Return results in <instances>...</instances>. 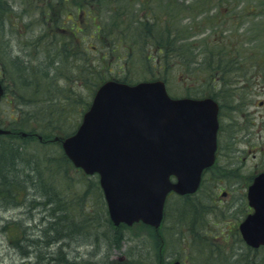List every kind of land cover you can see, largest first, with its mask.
Masks as SVG:
<instances>
[{
  "label": "rangeland",
  "instance_id": "obj_1",
  "mask_svg": "<svg viewBox=\"0 0 264 264\" xmlns=\"http://www.w3.org/2000/svg\"><path fill=\"white\" fill-rule=\"evenodd\" d=\"M82 1L0 0V80L5 87L0 99V127L10 131L13 128L16 137L39 133L34 115L46 112V106L59 108L67 97L69 105L64 115L69 120L65 122H72L74 128L103 77L131 83L161 78L171 96H208L223 86L219 80L214 82V88L208 85L216 74L202 63H210L208 53L217 54L220 48L224 49L226 66H241L228 75V83L243 86L242 94L248 102L222 108L217 164L212 176L187 201L196 207L180 214L183 201L170 195L156 231L140 222L114 226L97 174L87 175L69 163L61 167L62 149L53 140L55 137L48 142L37 141V136L18 138L25 149V160L15 164L19 172L28 173V161L38 159L39 174L67 202L68 219L81 223L76 229L80 235L64 240L66 256L90 264H232L243 258L247 246L237 224L246 214L244 181L264 168V0H85L91 10L84 5L74 6ZM154 15H160L162 27L166 24L176 32L177 49L185 48L190 56L181 53L183 61L172 56L168 66L159 63L152 43L163 37L160 24L153 26L155 39L143 40L135 35L142 27L137 19L146 17L151 21ZM133 16L129 34L120 35L124 38L118 40L112 23L122 17L130 22ZM94 25L99 26L103 41L94 34ZM74 28L81 31L74 32ZM87 54L91 56L87 58ZM57 57L59 60H53ZM87 60L101 77L97 83H87L94 77L84 80L82 66ZM224 94L216 96L221 101L232 98L233 102L238 97V91ZM42 97H52L56 105L42 101ZM52 118L57 124L64 122L57 116ZM233 168L235 171H228ZM24 190L25 196L22 192L14 198L12 194H0V264H46L29 245L30 239H38L43 233V221L52 209L31 200L39 191L33 187ZM57 245L48 248L55 250ZM249 259L253 264H264V249L252 253ZM237 263L241 259L234 264Z\"/></svg>",
  "mask_w": 264,
  "mask_h": 264
},
{
  "label": "water",
  "instance_id": "obj_2",
  "mask_svg": "<svg viewBox=\"0 0 264 264\" xmlns=\"http://www.w3.org/2000/svg\"><path fill=\"white\" fill-rule=\"evenodd\" d=\"M217 111L210 97H170L162 80H107L61 145L74 166L98 174L115 226L141 221L157 228L167 194L195 192L213 163ZM247 199L253 210L238 229L246 245L258 248L264 246V172L254 176Z\"/></svg>",
  "mask_w": 264,
  "mask_h": 264
},
{
  "label": "trees",
  "instance_id": "obj_3",
  "mask_svg": "<svg viewBox=\"0 0 264 264\" xmlns=\"http://www.w3.org/2000/svg\"><path fill=\"white\" fill-rule=\"evenodd\" d=\"M95 1H99V0H95ZM74 4H75L74 6H76L77 8L83 7L82 2H80L79 5L77 3H74ZM84 7H85V9L91 10L90 7H88V6L87 7L84 6ZM86 13L89 14V11H86ZM124 13H125V11H124ZM87 16H89V15H87ZM130 16H129V18H130ZM131 18H132V20H130V22H125V20H123V17H122V20L116 19L112 23L116 28L115 29L116 33H114V34H116V37L118 40H119V38H124V36H120V35L129 34V28H130L129 25H132V22L135 20L134 16ZM145 18L146 17L137 19L138 22H136V23H139V25H142V27L137 30L138 33H137V31L135 32V35H138L143 40L151 39V38L155 39L156 36H154V31H153L154 27L153 26L155 24H160L159 30H162L161 33H163V37L161 36V37L157 38L158 40L155 39V42L152 43V44H155V46H156V50H157L156 53L158 54V58L157 57L156 58L159 60L160 64H164V65L168 66V63H170V61H171L170 58L172 56H175V57L178 56L182 59V61H183V55L184 54L187 56H190L188 53V50H186L185 48L183 49V51L180 48L177 49L176 32L174 30H172L171 28H169V26H167L166 24L162 27V24H161L162 19H161L160 15L159 16L154 15V20H151V21H150V19H148V18L145 19ZM94 26H95L94 34L96 35V37L100 41H103L101 38L102 36L101 35L99 36V34L101 33L99 26L98 25H94ZM136 28H137V25H134L133 29L135 30ZM74 32L79 33V29L74 28ZM140 33L143 34V36H141ZM168 37H170V38H168ZM222 50H224V49L220 48L219 51H217V54H213L212 52L208 53L207 56L211 60L210 63H208L206 61H204L202 63V60H200L199 62H201L202 65L209 67L208 70L210 71V73L214 72V74H216V76H218L220 78L219 81H220L221 85L225 88L224 84L226 83V78L228 77V75L231 72H234L235 68H233L231 66L229 67V65L226 66L227 63L224 64L222 61H220V60L225 59V54H224V51H222ZM181 53H184V54L180 55ZM104 54H103V56H104ZM160 54H161V56H160ZM90 56L91 55L87 54V58H89ZM191 57H193V56L191 55ZM213 58H214L215 62L212 60ZM56 59L59 60V57H57L53 60H56ZM90 60H87L86 64L82 66V68H85V69H82L83 70L82 75L84 76L85 81L88 79V77L89 78L94 77V79H88L87 80L88 84L91 83V81H89V80H93L94 83H97L100 81V78H101V77H97V72H98L97 70L92 71L94 64H92L90 62ZM216 60H219V61H216ZM192 62H194V61H192ZM190 64H191V62H190ZM62 66H65V64L63 63ZM194 66H196V63L194 64ZM72 67L81 68V67H79L77 65H73V64H72ZM62 72L66 75L67 79L71 80L69 74L65 73L64 71H62ZM95 77H97V78H95ZM104 78L105 77H103V79ZM115 78H117V77H115ZM221 78H222V80H221ZM117 79H121L122 81H126L122 78H117ZM4 89H5V87H4ZM219 94L220 93L218 91V95ZM216 95L214 94L213 98H215V97L217 98ZM225 95H222V96H225ZM68 98L69 97H67V101H65L59 108L58 107H51L50 108L49 106H46V108H48V110L46 112L40 113L39 115L35 114L34 117L37 116L36 117V122L38 125L37 131H39V133L36 131L35 132H27L25 136H22L19 134L20 137L21 136L23 137L21 139L26 140L27 138H30L31 136H37V138H36L37 141L48 142V141H51V139H53L54 137H56L55 135H51V133H55L58 135L62 134L63 136L71 133L76 126H74V128H72L73 127L72 122H65V121L69 120L64 115V110L69 105ZM54 99H56V97H54ZM39 100H41V99H39ZM42 101L56 105L53 102L52 97L43 98ZM14 104H15V107H18V100ZM15 110H16V108H15ZM54 116L59 117L61 119V121H64V122L57 124L58 121L52 118ZM16 119H18V116L13 118V120H16ZM55 131H57V132H55ZM49 136L50 137L52 136V138L49 139ZM18 138L19 137H16V134H15L13 128H12V131H10L9 133L0 135V194H5V193H7L9 195L12 194V196L14 198L16 195L19 196L20 194H22V192H24L23 195L25 196L26 190H24V188L33 187L35 190H37L39 192L37 195L32 197L31 200L32 201H38V204H41L44 209H47V208L52 209L51 214L49 216L48 215L46 216L47 220L43 221V223L45 225L43 233H40L38 235V239H30L32 241V243L29 246L34 247V249L37 253V256L40 258V260H42L43 262H46V264H48V262H50V261H54L55 264H90L88 262H85V263L76 262L77 261L76 259H71V258H68L66 256V252L63 249V245L66 244L64 240L66 238L71 239L77 235H80V232L79 231L77 232L76 229H77V227H81V223L79 221L77 222V221H74L72 219H68V213H66L68 211L65 207L67 202H63V199H64L63 196L58 194L57 190L54 191L52 189V186L44 181V179H43L44 176L39 174V170L41 167L39 166V161L38 162L35 161L38 159H35V160L32 159L33 162L28 161V162H31V163H29L30 165H28V167H29V170L27 169L28 173H20L19 172L18 165H15V164L16 163L17 164L22 163L25 160L24 159L25 149H24V144L22 142H18ZM23 149H24V151H23ZM59 159H60L61 167L62 166L65 167V165L68 163L71 164L63 152L59 155ZM45 160H47V159H45ZM40 162L44 163V159H41ZM45 162H47V161H45ZM33 163L35 166H33ZM48 164L51 165L50 162H48ZM52 168H54V166ZM49 169L51 170V166L49 167ZM57 171H59V170H57ZM25 182H26V184H25ZM172 196L179 202L183 201L182 210H180V212H179L180 214H185V212L189 211L190 207H192V206L196 207L195 203L187 202L188 199H192L194 195H185V196L172 195ZM37 198H38V200H36ZM177 208L180 209L179 206H177ZM196 209H198V211H200L199 207H197ZM165 213H166V206H165ZM119 226H124V224H120ZM145 226H147V225H145ZM147 227H149L150 229H152L154 231L159 229V228L154 229L150 226H147ZM40 242H41V244H40ZM54 244H58L57 247L55 248V250H50V248H48V247H50ZM42 249H45V251H43ZM260 249H264V248L259 247L257 249H253V248H250L247 246L246 255H244L243 258L237 259L238 261L236 260L232 264H234L236 262H240V259H241V263H237V264H253V262L250 261L249 257L252 255V253H254ZM253 257H256V254L253 255ZM242 262H245V263H242ZM91 264H95V263L92 262ZM254 264H255V262H254Z\"/></svg>",
  "mask_w": 264,
  "mask_h": 264
},
{
  "label": "flooded vegetation",
  "instance_id": "obj_4",
  "mask_svg": "<svg viewBox=\"0 0 264 264\" xmlns=\"http://www.w3.org/2000/svg\"><path fill=\"white\" fill-rule=\"evenodd\" d=\"M82 4L84 5V6H88V3L85 1V0H83L82 1ZM92 5V4H91ZM220 61H222V62H225L226 61V59H224V60H220ZM228 62V61H227ZM238 64H240V63H238ZM208 69H209V67H207ZM211 68V67H210ZM241 68V66H239L238 65V68L236 67L235 68V70H239ZM213 69V68H212ZM224 78V77H223ZM218 80H220V78L218 77V76H216V78H215V76H213L212 77V81L211 82H213V83H209L208 85H211L212 84V86H211V88H214V82H216V81H218ZM221 80H222V78H221ZM237 80V79H236ZM228 81H229V78L227 77L226 78V83L224 84V85H226V87L224 88V87H218V90L217 91H215L214 93H212V94H210V95H208V96H210V97H212L213 98V95L215 94H218L217 92L219 91V93L220 94H222V95H225L224 94V91H226V92H228L229 94L230 93H232V94H236V92L238 91V97H235V102H233V99L232 98H226L225 99V101L222 99V101L221 100H219L218 98H213V99H215L216 100V102H217V104H218V113H217V119H218V128H217V135H216V138H217V144H216V151H215V160H214V163L212 164V165H210V166H208V167H206V168H204L203 170H202V172H201V177H200V186H199V189L201 188V186L203 185V181L205 180V179H208L209 178V176H212V174H211V172H212V169H213V167L217 164V160H218V157H219V140H220V137H221V130H222V128H223V120H222V118H223V116H222V113H221V111H222V107L223 106H231L230 104H235V105H245V104H247V99L245 98V97H243V86H241V87H239V86H236V87H233L232 86V84H229L228 83ZM233 82V81H232ZM228 87V89H226ZM236 89V90H235ZM241 89H243V90H241ZM231 91V92H230ZM245 94H246V91H245ZM260 105L262 104V101H259L258 102ZM224 104V105H223ZM225 116V115H224ZM226 118H227V116H226ZM227 120H228V118H227ZM226 125V124H225ZM247 152V150H244V153H246ZM222 170H224V169H222ZM231 170V171H230ZM228 171H230V172H232V171H235V168H233V169H229ZM262 171H264V168H261V169H259V171L257 170L254 174H252V176H251V179L250 180H247L246 182L244 181V183H245V187H244V191L242 192V198H244L245 197V199H246V201H247V188H248V185L252 182V180H253V178H254V176L256 175V174H258L259 172H262ZM229 173V172H228ZM228 173H226L227 175H228ZM223 174V173H222ZM250 175H248V177H249ZM225 193H226V191H224ZM186 195V194H185ZM185 195H182V196H185ZM188 195V194H187ZM246 209V213H248V212H251L252 211V208H250V206L248 205V203H247V207L245 208Z\"/></svg>",
  "mask_w": 264,
  "mask_h": 264
}]
</instances>
